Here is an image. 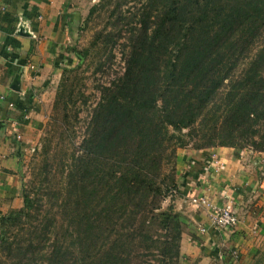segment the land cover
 Segmentation results:
<instances>
[{"label": "trees", "instance_id": "16d2710c", "mask_svg": "<svg viewBox=\"0 0 264 264\" xmlns=\"http://www.w3.org/2000/svg\"><path fill=\"white\" fill-rule=\"evenodd\" d=\"M149 4L123 75L95 109L99 135L89 143L91 165L81 169L99 177L104 163L108 189H95L92 213L73 206L66 223L42 228L39 220L25 225L32 200L24 194L23 207L0 222V264L15 257L16 264H138L143 256L156 259L146 264H181L185 221L173 199L163 209L173 180L165 166L190 143L181 133L177 145L176 133L203 122L206 141L197 149L249 145L264 153V0ZM19 224L22 236L13 232Z\"/></svg>", "mask_w": 264, "mask_h": 264}, {"label": "crops", "instance_id": "0c3cea01", "mask_svg": "<svg viewBox=\"0 0 264 264\" xmlns=\"http://www.w3.org/2000/svg\"><path fill=\"white\" fill-rule=\"evenodd\" d=\"M82 6V0H0V222L24 205V149L37 139L35 110L61 62L73 57L87 15ZM193 160L173 200L185 221L181 264H230L233 249L241 252L239 263L253 264L264 245V153L218 146ZM199 196L218 207L232 203L236 228L215 230L207 208L192 201Z\"/></svg>", "mask_w": 264, "mask_h": 264}, {"label": "rangeland", "instance_id": "374dc122", "mask_svg": "<svg viewBox=\"0 0 264 264\" xmlns=\"http://www.w3.org/2000/svg\"><path fill=\"white\" fill-rule=\"evenodd\" d=\"M149 1L82 0L81 9L87 11V15L74 45L80 56L74 51L70 60H63L44 87L35 110L39 116L37 139L24 149L23 196L28 194L32 200L29 215L23 217L25 225L37 223V220L39 228L47 220L52 224L58 221L66 223L73 206L78 208V212L92 213L91 206L100 200L94 193L95 189L101 191L102 187L101 194L108 189L109 167L104 163V172L98 173L99 177L93 176L91 169H81L86 164L91 165L93 155L89 153V143L99 135L95 128V109L104 88L123 75L130 55L129 45L139 35V21L150 6ZM195 127V132L192 128H185L176 133L177 145L179 140L176 139L182 136L181 133L184 134L182 138L190 140V143L186 147H178L176 157L165 166V171L172 173L173 180L163 209L172 204V199H178L184 175L194 163L193 154L207 149L196 148L206 141L202 138L205 131L203 122H198ZM191 133H197L196 137ZM235 149L244 151L252 147L238 145ZM65 203L69 211L64 209ZM16 231L23 235L21 224L14 227L13 232ZM253 259V264H264V245ZM155 260L154 256H143L137 262L156 263ZM16 262L17 257L7 264Z\"/></svg>", "mask_w": 264, "mask_h": 264}, {"label": "built area", "instance_id": "2783aa9c", "mask_svg": "<svg viewBox=\"0 0 264 264\" xmlns=\"http://www.w3.org/2000/svg\"><path fill=\"white\" fill-rule=\"evenodd\" d=\"M10 105L13 106V103H10ZM192 201L207 208L211 226L215 230H231L232 228H236L239 223L238 213L236 212L234 206H232L233 204L230 202L222 207H218L204 196L193 198ZM240 254V250L233 249L231 252L230 264H241L239 263Z\"/></svg>", "mask_w": 264, "mask_h": 264}]
</instances>
